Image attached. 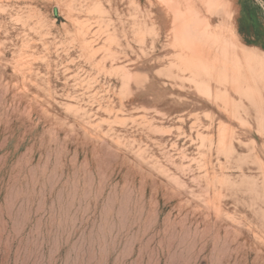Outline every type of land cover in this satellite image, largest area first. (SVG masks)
I'll use <instances>...</instances> for the list:
<instances>
[{"label":"rangeland","instance_id":"rangeland-1","mask_svg":"<svg viewBox=\"0 0 264 264\" xmlns=\"http://www.w3.org/2000/svg\"><path fill=\"white\" fill-rule=\"evenodd\" d=\"M0 264H264V0H0Z\"/></svg>","mask_w":264,"mask_h":264}]
</instances>
